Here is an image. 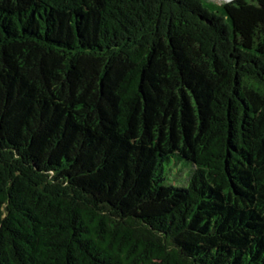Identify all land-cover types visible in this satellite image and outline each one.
<instances>
[{"label": "trees", "instance_id": "1", "mask_svg": "<svg viewBox=\"0 0 264 264\" xmlns=\"http://www.w3.org/2000/svg\"><path fill=\"white\" fill-rule=\"evenodd\" d=\"M0 264H264V0H0Z\"/></svg>", "mask_w": 264, "mask_h": 264}, {"label": "rangeland", "instance_id": "2", "mask_svg": "<svg viewBox=\"0 0 264 264\" xmlns=\"http://www.w3.org/2000/svg\"><path fill=\"white\" fill-rule=\"evenodd\" d=\"M217 4H222L226 2L225 0H212ZM180 169L178 167H174L172 174L170 178L174 181L173 183L181 185L185 184V181L183 180L185 177H187L188 169H181L182 171H179Z\"/></svg>", "mask_w": 264, "mask_h": 264}, {"label": "water", "instance_id": "3", "mask_svg": "<svg viewBox=\"0 0 264 264\" xmlns=\"http://www.w3.org/2000/svg\"><path fill=\"white\" fill-rule=\"evenodd\" d=\"M226 2L232 1V0H225Z\"/></svg>", "mask_w": 264, "mask_h": 264}, {"label": "bare ground", "instance_id": "4", "mask_svg": "<svg viewBox=\"0 0 264 264\" xmlns=\"http://www.w3.org/2000/svg\"><path fill=\"white\" fill-rule=\"evenodd\" d=\"M223 1V0H222Z\"/></svg>", "mask_w": 264, "mask_h": 264}]
</instances>
